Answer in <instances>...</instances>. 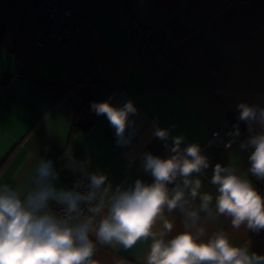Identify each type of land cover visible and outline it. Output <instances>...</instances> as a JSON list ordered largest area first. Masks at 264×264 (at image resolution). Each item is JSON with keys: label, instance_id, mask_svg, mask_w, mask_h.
Instances as JSON below:
<instances>
[{"label": "crops", "instance_id": "1", "mask_svg": "<svg viewBox=\"0 0 264 264\" xmlns=\"http://www.w3.org/2000/svg\"><path fill=\"white\" fill-rule=\"evenodd\" d=\"M35 1L0 0V184L27 192L40 158L53 162L57 189L82 175L81 164L107 175L113 189L137 179L150 184L143 154L172 155L171 139L166 148L155 127L170 137L183 134L182 148L201 145L224 119H238L241 102L264 107V0H75V11L90 18L92 30L60 46L35 43ZM134 21L143 31L158 29L151 45L132 43L139 36L130 31ZM68 80L97 86L70 93ZM129 100L137 109L125 132L130 142L117 143L106 115L72 134L75 122L92 120L93 102L123 106ZM242 122L244 131L230 149L213 150L204 191L215 192L210 179L216 163L234 162L241 172L250 167V151L239 147L249 136ZM174 215L173 235L181 229ZM211 227L264 255L250 230L234 232L223 217ZM146 250L142 243L129 250L97 243L93 259L144 264Z\"/></svg>", "mask_w": 264, "mask_h": 264}, {"label": "clouds", "instance_id": "2", "mask_svg": "<svg viewBox=\"0 0 264 264\" xmlns=\"http://www.w3.org/2000/svg\"><path fill=\"white\" fill-rule=\"evenodd\" d=\"M91 108L106 115L118 144L130 142L125 132L137 113L131 100L123 106L93 102ZM237 108L238 119L248 125L249 136L239 147L250 151V167L241 172L234 162L216 163L210 179L214 193L203 190L210 161L200 145L182 148L183 134L170 137L158 126L154 136L166 148L171 139L172 155L143 154L142 166L154 178L150 184L137 179L113 189L107 175L81 164L87 191L57 189L58 173L43 158L27 192L0 184V264H96L97 243L125 250L145 244L144 264H264V255L250 251L249 242L235 243L232 233L211 227L223 217L234 232L264 230V196L248 178L264 180V107L241 102ZM233 135L239 136L238 129ZM50 201L63 205V213L56 214ZM177 212L181 229L173 235Z\"/></svg>", "mask_w": 264, "mask_h": 264}, {"label": "built area", "instance_id": "3", "mask_svg": "<svg viewBox=\"0 0 264 264\" xmlns=\"http://www.w3.org/2000/svg\"><path fill=\"white\" fill-rule=\"evenodd\" d=\"M75 0H36L31 7L34 15L35 25V43L42 46L49 41L56 46H60L71 40L73 37L81 34L84 31H91L92 25L90 18L77 13L74 9ZM137 30L139 36L132 43L140 44L141 47L151 45L150 36L157 33L158 29H150L143 31L134 21L130 29ZM70 86V93H75L82 86L89 85L93 90L96 89V84L89 82L67 81ZM238 129L239 136L233 135ZM244 131L243 122L233 117L224 119L211 135L200 145L201 151L211 161L215 157L214 149L228 150L241 137ZM231 147H226L230 142ZM78 182L80 186L76 187ZM253 186L264 196V180H258L256 177L252 179ZM88 180L86 177L79 175L73 178L70 182L62 185L61 189L76 190L81 193L87 191ZM84 206L82 205V208ZM51 208L56 214H62L64 206L56 202L51 205ZM253 239L260 247L264 249V230L260 233L253 232Z\"/></svg>", "mask_w": 264, "mask_h": 264}, {"label": "trees", "instance_id": "4", "mask_svg": "<svg viewBox=\"0 0 264 264\" xmlns=\"http://www.w3.org/2000/svg\"><path fill=\"white\" fill-rule=\"evenodd\" d=\"M0 41H1V35H0ZM41 86H43L44 88H46L48 91H53L52 88L45 84V83H41ZM67 90L70 89V86H66ZM90 99H86L83 108L86 109V111L90 114L89 109H87V104L90 103ZM92 114V113H91ZM98 117V115H96L95 113L92 114V120L91 121H87V122H75L72 128V134L78 133V132H84L87 131L89 129V127L91 126V124L94 122V120H96V118Z\"/></svg>", "mask_w": 264, "mask_h": 264}]
</instances>
